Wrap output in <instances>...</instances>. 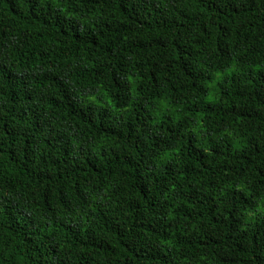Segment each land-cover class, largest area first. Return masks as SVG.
Masks as SVG:
<instances>
[{
    "label": "trees",
    "instance_id": "16d2710c",
    "mask_svg": "<svg viewBox=\"0 0 264 264\" xmlns=\"http://www.w3.org/2000/svg\"><path fill=\"white\" fill-rule=\"evenodd\" d=\"M0 264H264V0H0Z\"/></svg>",
    "mask_w": 264,
    "mask_h": 264
}]
</instances>
